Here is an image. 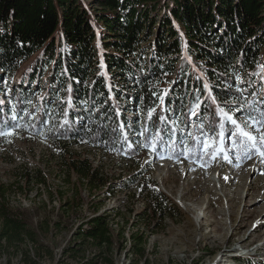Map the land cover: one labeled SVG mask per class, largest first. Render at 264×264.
<instances>
[{
    "label": "trees",
    "instance_id": "obj_1",
    "mask_svg": "<svg viewBox=\"0 0 264 264\" xmlns=\"http://www.w3.org/2000/svg\"><path fill=\"white\" fill-rule=\"evenodd\" d=\"M263 47L264 0H0V70L16 80L9 86L12 109L22 112L32 84L42 90L40 120H54V137L119 153L136 149L126 144L138 141L127 130L137 134L129 114L135 105L144 138L155 142L163 136L175 141L192 120L227 128L217 104L224 112L254 115L252 88L245 99L232 89L241 75V84L259 87L264 96ZM165 75L174 76L167 89ZM70 162L79 181L92 189L97 169L85 159ZM34 177L36 184H46L41 175ZM18 178L21 192L20 182L29 185L31 175ZM12 188L0 183V248L16 249L25 241L41 246L44 231L34 221L36 212L11 208ZM145 193L154 214L171 211L154 184ZM93 211L79 236L110 252L119 241L106 215ZM131 238L134 254L143 257L142 242Z\"/></svg>",
    "mask_w": 264,
    "mask_h": 264
},
{
    "label": "rangeland",
    "instance_id": "obj_2",
    "mask_svg": "<svg viewBox=\"0 0 264 264\" xmlns=\"http://www.w3.org/2000/svg\"><path fill=\"white\" fill-rule=\"evenodd\" d=\"M152 39L153 34L147 41ZM191 64L201 73L194 59ZM173 77L163 76L164 89ZM15 81L0 70V131L12 130L0 135V183L13 186L10 207L34 210V221L44 233L41 246L25 241L16 249L0 248V264H264V156L242 146L243 138L234 134L229 122L225 121L227 128H221V122L210 128L192 120L175 141L163 136L155 142L153 137L144 138L135 105L129 114L137 134L127 130L138 141L129 139L126 144L136 149L119 153L54 137V120H40L37 104L42 90L32 84L22 112L13 110L9 86ZM241 81L245 83L241 75L234 79L238 84L232 91L245 99L252 88L256 99L252 116L264 121L262 90ZM119 100L126 105L123 95ZM222 105H216L217 114ZM229 114L238 121L247 118ZM151 144L155 150L144 146ZM77 158L97 169L92 189L68 166ZM18 175H31L29 185L20 182L21 192L16 189L17 181H22ZM34 175H41L46 184H36ZM153 184L170 201L169 214H154L148 204L145 190ZM94 208L106 215L119 241L110 252L99 251L79 236ZM132 236L142 242L143 257L134 254Z\"/></svg>",
    "mask_w": 264,
    "mask_h": 264
},
{
    "label": "snow or ice",
    "instance_id": "obj_3",
    "mask_svg": "<svg viewBox=\"0 0 264 264\" xmlns=\"http://www.w3.org/2000/svg\"><path fill=\"white\" fill-rule=\"evenodd\" d=\"M207 87V86H205ZM249 105H251V102H249ZM195 107H200L199 104H197ZM154 110H150L148 113L149 119L152 117V112ZM223 113L224 119L231 124V126L234 128L236 135H239L243 139L239 141L242 146L248 148L249 150L255 151L257 154L264 156V121H260L256 119V117L248 116L240 117L239 121L228 112H224L223 109H220ZM196 113L193 112V115ZM261 115L264 116V111L261 112ZM163 120V117H161ZM223 123L221 124V128H223ZM12 134V130L8 129L7 131H0V135H10ZM222 134V133H221ZM258 134V135H257ZM199 143V141H197ZM145 147H149L151 150H155L156 145H144ZM210 145L205 142L204 147L208 148ZM215 156V153L213 154ZM163 158V157H162ZM227 159V157H225Z\"/></svg>",
    "mask_w": 264,
    "mask_h": 264
}]
</instances>
